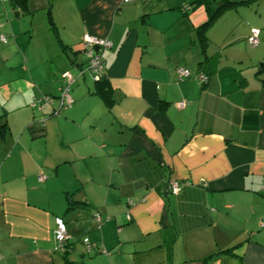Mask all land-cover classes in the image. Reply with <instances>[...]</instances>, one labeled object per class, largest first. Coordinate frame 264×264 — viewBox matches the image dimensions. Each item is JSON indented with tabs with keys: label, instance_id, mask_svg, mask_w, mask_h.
<instances>
[{
	"label": "crops",
	"instance_id": "1",
	"mask_svg": "<svg viewBox=\"0 0 264 264\" xmlns=\"http://www.w3.org/2000/svg\"><path fill=\"white\" fill-rule=\"evenodd\" d=\"M0 34V264H264V0H0Z\"/></svg>",
	"mask_w": 264,
	"mask_h": 264
},
{
	"label": "built area",
	"instance_id": "2",
	"mask_svg": "<svg viewBox=\"0 0 264 264\" xmlns=\"http://www.w3.org/2000/svg\"><path fill=\"white\" fill-rule=\"evenodd\" d=\"M5 1V0H3ZM124 1H133V0H124ZM189 8V6L187 7ZM259 35L260 30L258 28L252 27L250 28L249 35L247 36V42L250 46H257L259 43ZM0 41L5 43L7 38L0 34ZM83 44V54H84V65L78 68L79 74H83L84 72H88L91 78L94 81H99L102 77L105 76L104 64H103V53L110 46L109 40L105 38H99L88 33L83 35L82 39ZM177 79L181 80L191 75L190 71L182 66H179L175 69ZM195 79L201 84H205L208 80L207 76L203 73H196L194 75ZM63 84L60 90L57 99L59 101V106L57 109L53 110V114H58L60 109L70 107L73 104V98L70 94V87L76 79L72 73L66 71L62 74ZM54 97L50 95H42L41 97L35 99L31 106H38L40 109V104L42 102L52 103ZM186 105L185 101H180L177 103L178 107H184ZM168 190L172 194H177L181 190L180 182L171 179L168 182ZM95 220L98 224L101 223V217L99 214H95ZM129 218V216L127 215ZM55 231L54 237L57 243V248L61 251L66 249V244L69 240V236L67 234L65 223L62 218H55ZM260 226H264V220L260 222ZM83 243L85 244L88 250L94 248V244H92L88 238H83Z\"/></svg>",
	"mask_w": 264,
	"mask_h": 264
},
{
	"label": "trees",
	"instance_id": "3",
	"mask_svg": "<svg viewBox=\"0 0 264 264\" xmlns=\"http://www.w3.org/2000/svg\"><path fill=\"white\" fill-rule=\"evenodd\" d=\"M200 1H203V0H200ZM11 2L13 3V6H15L16 8H19L20 6H23V4L25 3V0H11ZM197 2H199V1H196V3ZM210 23H211V17L206 22H204L203 24H201L200 26H198L196 28L197 34H199L200 36H202V34H204L205 30L207 29V27L210 25ZM197 73H203V74H205L207 76L208 80H209V75H208L207 72H205V70H200ZM104 79H105V76L102 77L99 81H95V83L98 85V88H101L102 86H104V83H105V80ZM208 80H207V82H208ZM99 91L100 90L98 89L97 93L100 94ZM101 94H102V92H101Z\"/></svg>",
	"mask_w": 264,
	"mask_h": 264
},
{
	"label": "rangeland",
	"instance_id": "4",
	"mask_svg": "<svg viewBox=\"0 0 264 264\" xmlns=\"http://www.w3.org/2000/svg\"><path fill=\"white\" fill-rule=\"evenodd\" d=\"M71 73L75 76V71H73V70H71ZM70 94H72V91H71V89H70Z\"/></svg>",
	"mask_w": 264,
	"mask_h": 264
}]
</instances>
